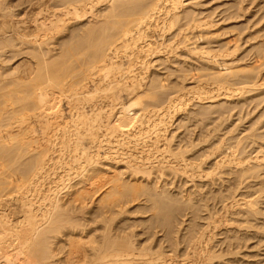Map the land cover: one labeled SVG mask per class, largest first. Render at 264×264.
Wrapping results in <instances>:
<instances>
[{"label":"bare ground","instance_id":"obj_1","mask_svg":"<svg viewBox=\"0 0 264 264\" xmlns=\"http://www.w3.org/2000/svg\"><path fill=\"white\" fill-rule=\"evenodd\" d=\"M242 1L0 0V264H264V4L243 23Z\"/></svg>","mask_w":264,"mask_h":264},{"label":"rangeland","instance_id":"obj_2","mask_svg":"<svg viewBox=\"0 0 264 264\" xmlns=\"http://www.w3.org/2000/svg\"><path fill=\"white\" fill-rule=\"evenodd\" d=\"M180 1H181V4H180V6H179V8H180V9H179V12L182 11V9H181V5H182V8H184L183 10H185V8H186V10H187L189 7H193V9H198V10L200 9L199 11H202V10H205V9H206V10L210 11L211 13L208 12V11H206V10H205L203 13L205 14V13L208 12L207 14H209V15L212 14V16H211L212 18H214L215 16H217V17H215V19H214V20H217V19H219V18L221 17V15H223V11H222V10H224V11L226 10L227 12H229L230 10H231V11L234 10V9H235V8H234V7H235V4L237 5L238 1H240V0H238V1H237V0H234V1H233V0H190L191 2L188 1V0H187V1L185 0L186 2H185L184 0H183V1L180 0ZM236 1H237V2H236ZM246 1H247V0L242 1V2H243L242 4H243V5H247V3H248V5H249L248 9H249V10H246L247 6H245V7H246L245 10H246L247 12L245 11V15L243 16L242 19H243V20H244V19L246 20L247 17L250 16V17H252L253 19H251L250 17H248V20H249V19H251L252 21H253V20H256L255 18H258V17H259L258 15L261 14V11H260V14H258L259 12H254V13H256L255 16H253L254 14H252V12H253V11H256V10H257V7H258L259 5H261V4L258 3V1H259L260 3L263 1L262 4H264V0H262V1H261V0H255L254 3H252L253 1L251 0L252 2L250 1V3H252V4L249 3V0H248V2H246ZM182 2H183V3H186V4H183ZM189 2H190L191 4H190ZM194 2H195V3H194ZM198 2H201V3H198ZM219 2H220L221 5L219 4ZM233 2H234L235 4H234ZM193 3L196 4V5H194ZM197 3H198V4H197ZM202 3H203V4H202ZM216 3H217V4H216ZM222 3H223V4H222ZM226 3H227V4H226ZM230 3H231V4H230ZM204 4H205L206 6H205ZM215 4H216V5H215ZM218 4H219L220 6H218ZM225 4H226V5H225ZM254 4H255V5L258 4V5H256V7H255ZM191 5H193V6H191ZM199 5H200L201 7H200ZM202 5H203L204 7H203ZM209 5H210V7H209ZM222 5H224V6H222ZM227 5H228V6H227ZM230 5H231L233 8L229 7ZM251 5H253V6H251ZM183 6H184V7H183ZM196 6H197V7H196ZM221 6H222V8H221ZM212 7H214V9H213ZM217 7H218V8H217ZM223 7H225V8H223ZM252 7H253V8H252ZM219 8L222 9V10L219 11ZM228 8H229V9H228ZM230 8H231V9H230ZM250 8H251V9H250ZM189 9H190V8H189ZM189 9H188V10H189ZM201 9H202V10H201ZM209 9H211V10H209ZM213 10H215V11H217V12H215V11H213ZM212 11H213V12H212ZM218 11H219L220 13L222 12L221 15H219V16L217 15ZM214 12H215L216 14H215ZM227 12H224V14L227 13ZM246 13H247V14H246ZM218 17H219V18H218ZM212 18H211V19H212ZM242 19H241V21H243ZM241 21H240V22H241ZM252 21H249V23H250V22L252 23ZM243 23H247V20H246L245 22H243ZM251 23H250V24H251ZM220 25H222V23H220V22L216 24L217 27L220 26ZM213 26H214V25H213ZM213 26H212V24H211V26L209 27V28H210V29H209L210 31L215 30V29L217 28L216 26H215L216 28H215V27L213 28ZM211 28H213V29H211ZM172 30H173V31H172ZM172 30H171V31H172L171 33H170V32H169V33H165V35H164L165 38H163V39L165 40V41H164V44L167 42L166 40H168V38L171 39V36L173 35L172 33L174 32L175 29H172ZM156 33H157V32H155V34H156ZM155 34L153 33V35H154L153 38H154V37H155V38L157 37L156 39H155V38H154V39H155L156 41H158V42H162V41H160L161 38L159 37V35L157 36V35H155ZM157 34H158V33H157ZM167 34H169V36H170L171 34H172V35L169 37ZM166 36H167L168 38H167ZM158 37H159V38H158ZM172 38H176V37H172ZM163 39H162V40H163ZM172 40L175 41V39H172ZM170 41H171V40H170ZM168 44H169V45L171 44V43H169V40H168ZM172 44H173V42H172ZM166 45H167V44H166ZM179 46H181V45H179ZM163 66H164V65H163ZM178 66H179V65H178ZM180 66H181V65H180ZM180 66H179V67H180ZM159 67H162V66L159 65ZM162 69L167 70L168 68H165V66H164V68H162ZM169 69H170V68H169ZM162 71L165 72L164 70H162ZM172 71H173V70H172ZM168 72H170V71H168ZM186 95H187V94H186ZM186 97H188V98L190 97L189 93H188V95H187ZM191 102H192V103H191ZM191 102L189 103L190 105H188V107H187V110L190 111V112H191V110L193 111V110H195V109L198 108V106H196V104L194 105V103H196L195 100H193V101L191 100ZM193 102H194V103H193ZM230 105H232V104H229L228 107H231ZM192 106H193L194 109L192 108ZM232 106H233V105H232ZM189 108H190V109H189ZM231 111H232V110H231ZM235 111H236V109L233 111V113H232V112H229V113H228V114H230V113L233 114V115H230V117L228 116L229 118H228V120H227V123H229V124H231V125H232V122H234L233 124H235V123L237 122L236 120H238V119H237L238 116H236V112H235ZM234 112H235V113H234ZM238 114H239V113H238ZM233 116H234V117H233ZM231 117H232V118H231ZM234 118H235L236 120H235ZM230 119H231V120H230ZM213 120H214V118H213ZM234 120H235V121H234ZM214 121H215V120H214ZM214 121H213V122H214ZM228 121H229V122H228ZM244 121H245V120H244ZM216 122H217V121H216ZM216 122H215V123H216ZM215 123H213V124L215 125ZM227 123H226V124H227ZM242 123H243V122H242ZM211 124H212V123H211ZM211 124H210V125H211ZM211 158H212V156H211L210 158H208V159H211ZM213 194H215V193H213ZM213 194H212V195L210 194V196L213 197ZM95 196H97V194H96ZM207 196H208V195H207ZM210 196H208V199H210V200L207 199V200H208V202H207L208 210L210 209L209 207H210V204H211V211H209V212H212V213L215 212V211H216V212H219V214H217L216 212L213 214V216H216V214H217V216L214 217L216 220H218L217 218H219V219L221 220V219L224 217V215H223V216L220 215V214H224L223 212L228 213V211L230 212V210H229L230 208H234V207H236L235 204H234L233 202H230V204L233 203V204H234V207H231V206L228 204V202H227V203H225L226 206H227V208H228V205L230 206V207L228 208V210L225 208V210H227V212H226L224 209H223V210H217V209L219 208V205H220V204L218 203V205H217V203H216L217 199H215L216 197H213V199H212V197H210ZM214 196H215V195H214ZM209 197H210V198H209ZM217 198H218V197H217ZM214 199H215L216 201H215ZM213 200H214V201H213ZM212 201H213V203H212ZM214 203H215V204H214ZM233 204H232V206H233ZM215 207H217V208H215ZM220 207H221V206H220ZM214 208H215V209H214ZM221 208H222V207H221ZM214 210H215V211H214ZM234 210H235V209H233V210L231 209V212L234 211ZM212 213H211V214H212ZM13 216H14V215L11 214L10 217H11V218H14ZM211 216H212V215H211ZM220 216H221V217H220ZM212 218H213V217H212ZM215 219H213V220H215ZM213 220H212V225H213ZM225 225H231V223L228 222V223H226ZM232 226H234V225L232 224ZM159 233L161 234V232H159ZM160 234H159V235H160ZM50 240H51V239H50ZM8 243H9V242H8ZM52 244H53V243H52ZM53 246H54V245H53ZM14 251H15V250H13L12 247H10V246L7 247V246L4 244V249H3L2 251H0V255H2V254H4V253H5V254H8L7 252H9V255H7V256H11V257L13 258V257H14V255H13ZM5 254H4V255H5ZM171 254L174 255V253H171ZM171 254L169 255L170 257L168 256V258H169L170 260H172L173 262H179V263H180L181 261H183V260H184V261L181 262V263H186V262H187L186 259L188 258V256H190V255L188 254L187 258L184 259V256H182V258H181V255H180V256H179V255H176V257H175V255L172 256ZM4 255H3V256H4ZM5 256H6V255H5ZM20 256H22V258H21ZM26 256H27L26 254H21V255H18L17 258L19 257V258H18L19 261H20L21 259H23V258H24L23 261H24V260L27 261L29 257L27 256L28 258H27V260H26V259H25ZM171 256H172V259H171ZM0 257H2V256H0ZM174 257H175V258H174ZM54 258H55V257L49 258V260L52 261V260H54ZM177 258H178V259H177ZM2 259H3V258H2ZM2 259H0V263H3V260H2ZM51 259H52V260H51ZM49 260H47V261H49ZM21 261H22V260H21ZM21 261H20V264H27V262L24 263V262L22 261L23 263H21ZM50 263H51V262H50Z\"/></svg>","mask_w":264,"mask_h":264}]
</instances>
